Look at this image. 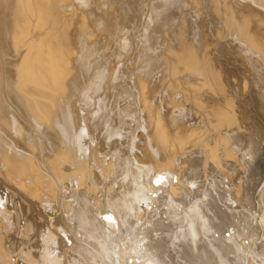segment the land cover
<instances>
[{
    "label": "bare ground",
    "instance_id": "1",
    "mask_svg": "<svg viewBox=\"0 0 264 264\" xmlns=\"http://www.w3.org/2000/svg\"><path fill=\"white\" fill-rule=\"evenodd\" d=\"M77 1L80 2L81 0ZM77 1L0 0V264H246L244 261L247 262L248 252L246 253L242 244L239 243V237L242 236L246 230L248 231L251 229V226H253L251 223L255 222L257 217L255 218V212L251 211V209L250 211L252 213L247 212L246 209L243 210L245 206L243 207L238 205L239 203L237 204L238 198L235 197V199L232 197L233 201L230 200L231 197H229V194L231 191L229 192V190L222 189L224 186L221 188V184L224 181H219V179L217 180L215 178L219 177L225 179L226 174L224 175L223 171L229 168L226 162L229 159V162L234 159V149L237 146L241 147V145H239L240 142H242L241 139L249 133V131L248 133L246 132V134L244 133L245 136L242 133L241 135L243 138L241 139H238V137H241L240 135L237 137V135H235L236 133H233L235 130L233 126L237 123L235 120H238L236 119L238 114L237 109L240 111L241 107L236 108V106H239L237 105L238 103L234 101L235 98L233 99L232 96H230L229 91H231V89H229V86L234 87L236 84H234V82L231 83L232 80L226 81L228 77L226 80L222 81V72H219L218 69L212 66L215 65V62H213L212 65L209 63V56H207L208 52L205 54L195 52L196 50H193L194 48H192V45H182L180 43L182 41H179L181 45L180 49H176L179 51H173L175 53L177 52L176 55L172 53L179 60L174 58V56L172 58H174V60L177 59L182 68L179 69V67H177L176 69L178 71H175H177V73H192V75H195L196 79H190V81L187 80L186 82L185 79L189 78L191 75L188 77L186 76L187 78H181V76L179 78L178 75L180 73L178 75L176 73L177 76L174 75V77H171L169 80L166 77L168 81L162 82L169 92L168 94L164 91L167 93L165 100H167L168 96L169 98L174 95L177 97L176 92L178 93L182 90L184 94L181 93L184 95V100L187 98L192 101L193 105L191 107L197 110L198 116L202 113H204V115L208 113L209 117L211 116L210 118L214 120V122H212L209 118L210 122H212L209 125L211 129L208 127V131H210L213 136H208L206 132L203 131V128L206 126H202L203 130L200 131L199 128L201 126L199 125L203 124H200L201 122H199V124L197 123L199 127L195 125L196 123H192L195 125L194 128L193 126H189L188 128L183 126L182 128L183 122H180L181 125L178 124L179 120L175 122V120H177V118H175L176 116L174 117L175 120L168 119L162 112L161 106L153 103V97L156 95L153 88H156L154 87L156 81H152L153 76H150L152 77L150 78L151 80L148 78L153 68H158L155 67L158 57H156V59L152 57V53L150 52L151 49L149 50L151 54H149V52L147 53L148 49L145 47L141 48L142 50L140 49V53L138 51V57L136 56L137 60L135 56L133 57L136 60L135 66L137 65V68H139V64L141 68V72L138 70L140 74L138 75L137 73L136 79H134L138 91L135 89L134 92L136 95L132 93L133 96L135 95V101L137 102L134 101L135 104L131 102V105H125L131 107H126L124 111H121L120 106H118L116 107L118 108V113H115L108 108L109 96L107 95L109 94L106 92V87L108 88L109 82L105 79L103 80L104 75H107V73H105L107 70L105 69L106 66L104 62L100 58H97L100 53L98 54L95 52L96 50H93V48L88 45L89 42H87L88 44L86 43L89 39L85 38L86 34L78 37H83L82 40L80 39L81 43L76 41L77 44L80 43V49L76 47V50L73 49V44L71 45V41L69 42V40L74 37L71 36L72 38L69 39L71 27L76 24L73 23L74 16H76V18L77 16H81L80 20L83 26H86L88 22H90L88 21L86 24L87 18L89 17L87 16L85 18L84 12L81 14L82 11H79L80 8ZM147 1L149 2L151 0ZM159 1L160 0H156L155 2L152 1L147 7L144 18V23H146L145 25L147 27H155V25L161 23L166 9L173 4L179 3L177 0ZM215 1L218 7H226L227 1L224 0V3L222 2L223 0H220L222 6L218 4L220 3L219 0ZM231 1L232 0H230V2ZM243 1L241 2L243 3ZM246 1L245 4L251 2L253 5L256 4L264 10V0ZM113 2L115 3V0H113ZM113 2L110 4H113ZM127 2L125 1L124 4L126 5ZM137 2L140 4V0H137ZM212 2L214 1L212 0ZM235 2L233 3L232 1L231 3L235 6L238 4ZM237 2H239V0ZM134 4L131 3L130 7L131 5L134 6ZM195 4L197 5V1ZM223 4H225V6H223ZM91 5L92 4H89L88 6L90 7ZM106 5L109 7V4ZM119 5H117V7ZM214 5L212 6L214 7ZM242 5L243 4H241V6ZM100 6H102V4ZM217 6L215 5L216 8L214 7V11L218 15V18L222 19L224 15L221 13L223 11L221 12V9ZM241 6L238 5L239 8H241ZM130 7L124 8L130 9ZM213 7L212 13L214 12ZM238 7L236 8L235 6L234 10L236 11ZM82 8L83 7H81V9ZM229 8L231 9V6H227L226 9L224 8V11L229 12ZM244 8H247V6ZM251 8L253 7L251 6ZM88 9L90 11V8ZM106 10L108 11V9ZM123 10L125 9H122V11ZM251 10L253 11V9ZM251 10L247 13L250 12L249 14H251ZM256 10L260 9L256 8L254 12ZM132 11L131 9L130 13L135 12ZM230 11L232 12V10ZM100 12L103 14L104 10ZM114 14L116 15V12ZM230 14L231 13H229V15ZM257 14L261 13L259 12ZM126 15L127 14H125L124 17L127 18ZM248 15L245 14L241 16L242 18L239 20L232 17L235 15L229 18L227 13V19H229V22L231 21V25L227 22L230 25V28L227 26V32L232 34L231 37L239 43V46H246V48L244 47L246 51H243L246 54L245 57L252 54L264 61V41H262L259 34L255 31L253 32L251 28L252 20H256L251 19L253 14L251 18L250 15ZM262 15L264 16L263 12ZM131 16V19H133V16L135 17L133 14ZM137 17H135V19H138ZM142 17L139 18L141 19ZM166 17H168V15ZM146 18H148V20H146ZM140 19L138 20L140 21ZM99 20H101V18H99ZM134 21L136 22L137 20ZM225 21H223L224 24H226ZM259 21L262 22V20ZM122 22L123 21H121L120 24L118 22L116 23L121 26L128 21ZM220 22L221 21L217 22L218 26ZM130 23L127 24V27ZM257 23H255L256 26H259ZM76 25L79 26L80 24L78 25L77 23ZM129 26L131 27V24ZM262 26H264V24L261 25V28L259 26V28L263 29L264 27L262 28ZM86 28L85 30H87ZM215 29L217 31L216 27ZM222 29L220 30L226 32V29ZM107 30L110 29L107 28ZM124 31H126V27ZM260 31L264 32L262 30ZM121 32L117 33V35H114L116 33H113V31L110 32L114 35L113 38L117 36L120 42L117 43V46H120L121 43L122 45L123 43L126 44L124 41L125 37L123 38V33ZM143 32L145 33V31ZM218 34L219 33H217V35ZM221 35L223 34L221 33ZM132 37L135 39V36L132 35L131 38ZM220 37L222 38L223 36ZM231 37L229 36V38ZM186 38L189 39L188 37ZM199 38L196 39V42L200 44H198V47L201 48V39L203 40V38ZM223 39L225 38L223 37ZM96 40L98 41V39ZM183 40L186 41L185 39ZM205 40H207V37ZM91 41L93 42L94 40L92 39ZM190 41L188 40V42ZM114 42L116 44V41ZM228 42H231L230 39ZM140 44L142 43L140 42ZM145 44L146 43H144V45ZM91 45L95 46L96 44ZM124 46L125 48L127 47L126 45H123V47ZM134 46L135 45L132 47L134 48ZM196 46L197 45H195V47ZM206 46L204 47L205 51L207 50L205 49ZM120 48L122 49V46H120L119 49ZM127 48L126 51L128 50ZM97 51L100 52L99 50ZM127 52L125 54H128ZM242 55L243 53L241 56ZM251 59H248L249 62H254V60ZM158 60L159 59H157V61ZM123 61H125L124 58ZM176 61L175 64L172 62L174 66L178 63H176ZM263 61L262 63L264 64ZM159 62L157 63L159 64ZM167 62H170L171 65V61ZM259 63L261 64V62ZM127 65H129V63ZM177 65L179 66V64ZM255 65L254 63V66ZM263 66L260 67L263 68ZM130 68L132 70L133 67ZM255 68L257 67L255 66ZM136 69H134L135 72ZM163 69L168 70V67ZM174 69L175 67L171 70ZM117 70L116 72H118ZM113 71L114 73H112L115 74V70ZM158 71L159 70L156 72ZM162 71L166 72L164 70H161V72ZM259 71L261 73L264 70ZM237 72L240 74L239 71ZM133 74H131V76H134ZM156 74L158 75L159 73ZM127 75L125 74L124 76ZM260 75L261 74L258 76L260 77ZM109 76L112 78L113 75ZM119 76L122 75L119 74ZM110 77L109 80L111 79ZM163 77L165 78V76ZM191 78L194 79L193 77ZM119 79H117V81ZM127 81H130L129 78ZM261 81L262 84H264V81ZM131 84H134V82L132 81L130 85ZM159 84L157 85L159 86ZM238 85L237 88H239ZM119 87L120 85H118V88ZM162 88L163 86L161 85V88L157 89ZM258 90L260 89L258 88ZM236 91L240 93L242 90L240 91L237 89ZM262 91H264V88ZM262 91L260 90L261 93ZM203 92L206 93L204 94ZM121 93L123 94V92ZM261 93H258V95L261 96ZM161 95L158 94L157 96L160 97ZM200 95H203L202 98L206 96V98H208V95H210L215 99H212L213 102L210 105L207 103V105L204 99V101H202V98L200 100ZM234 95L235 94H233V96ZM236 95L239 94L236 93ZM243 95H245V93ZM162 97L164 96L162 95ZM162 97L160 100L163 102L162 99L164 98ZM178 97L180 98V96ZM210 98H208V102ZM174 100L172 103H175ZM186 100L184 102L187 103ZM164 102L166 103L167 101ZM160 105H162V103ZM113 107L114 106H112V108ZM187 107L189 108V106ZM174 108L172 109L175 110ZM183 108L185 109V107ZM112 111L114 113H112ZM243 111H245V109ZM190 113L192 112L190 111ZM170 115L171 114H169V116ZM195 115L193 117H195ZM121 117L126 120H131V122L128 123L127 121L126 124H122L124 123L122 121L126 120H121L122 123H120L119 118ZM204 117L201 118L203 119ZM237 118H240V116ZM254 119L256 120V118ZM204 121L206 120L204 119ZM207 121L209 122V120ZM136 122L139 126L135 125ZM247 122H250L249 119ZM132 124L136 127L138 126V128L135 129L132 127ZM205 125L207 124L205 123ZM231 126L232 128H230V130L233 132L227 133L225 128L229 129ZM235 126L237 127V125ZM240 127H242V125H240L239 128ZM222 129L225 131V134H227H224L225 137L221 134L223 133L220 131ZM127 130L129 132L125 133ZM205 134L207 135L206 138L211 136L210 138H212L213 142L210 143L208 139L204 138L206 136ZM229 137L232 139L230 138V140ZM255 137H257V135ZM243 141L245 142L244 139ZM247 142L248 146H246V148L249 146L251 147V150H247L250 151L251 160L255 159L254 157H256L259 152L256 146L257 144L255 142L254 144H256V147H254V144H252L250 140ZM247 144L245 143V145ZM197 150H199L200 153ZM220 150L222 151L220 155H224L222 159L220 158L221 156H218ZM137 151L140 152V154H138ZM195 153L201 154L202 157H207V160L209 157V160L213 162L210 167L208 166L210 162H204L205 167L210 171L207 172L211 175L212 181L207 179L208 181L210 180L211 183L209 181L210 184H207L208 186L205 188L203 186L201 189L200 187H202L204 181L198 183V177L201 176V174L199 175L200 171H198V168L194 167V165L197 164L195 161L198 158V156L197 158L194 156L196 155ZM243 153L241 155H243ZM187 154L190 155L186 156ZM182 155L187 158H184V160L181 158ZM190 156L195 158V160L192 158V160H190L188 158ZM202 159L199 158L198 160L201 161ZM201 162L203 163V160ZM229 162L228 164H231V162ZM205 167L203 166V168ZM208 176H206V178ZM197 189L201 193L199 191L197 193ZM238 193L239 192H235V194H237L236 196H238ZM243 197L245 196L243 195ZM261 197H259L260 200H258V205H260L261 201H264ZM246 200H249V198ZM250 204L251 202L248 205ZM183 205L186 206L185 214L181 209L179 210ZM240 206L242 208H240ZM154 210L158 213L160 212L163 217L166 215L167 219L161 224L152 222L151 220L155 219V217L151 218L149 215L152 214ZM226 223L230 226L226 227ZM231 227L236 228L238 232V235L233 238L231 234L226 235L230 230L234 231V228ZM249 227L250 229H247ZM259 228L261 229V226ZM259 228H256L257 232L262 231V229L259 230ZM215 231L220 233V235L217 234L218 237H215ZM253 231L255 232V229ZM210 235L213 236L211 238H206ZM243 243L245 242L243 241ZM250 248L252 251L253 247ZM257 250L259 252V249ZM251 251H249L250 255L248 254L250 258L251 256L255 257V254L258 253L257 251L256 253H254L255 251ZM256 257L259 258L258 254ZM258 263L261 264L260 262Z\"/></svg>",
    "mask_w": 264,
    "mask_h": 264
},
{
    "label": "rangeland",
    "instance_id": "2",
    "mask_svg": "<svg viewBox=\"0 0 264 264\" xmlns=\"http://www.w3.org/2000/svg\"><path fill=\"white\" fill-rule=\"evenodd\" d=\"M75 1V0H74ZM77 1V0H76ZM90 1H94V0H81L80 2L79 1H77L79 4V11L81 10L82 11V13L81 14H83V12H84V15H85V18L88 16L89 18H87L86 20V24H87V22L88 21H90L91 22V24H90V22H88V24L86 25V26H83L82 24H81V16L80 17H78L77 16V18H76V16H74L75 18L73 19V23H78V25L79 26H81V27H79V26H77L76 24H74V26L73 27H71V30H70V33H69V39L70 38H72L71 36H74L73 37V39H74V42H73V39H70L69 40V42L71 41V45H72V47H73V49H75L76 50V48H78V49H80V47L81 46H79V44L81 43V40H82V38L83 37H81V38H78V37H80L81 35L82 36H84L85 34V38H92L94 41V43L91 41L92 39H86L87 41H86V43L87 42H89V46L90 47H92L93 48V50H96L95 52H97L98 54H99V57H97V58H100L103 62H104V64H105V69L107 70V72H105V73H107V75H104V78H103V80L105 79L106 81H108L109 83V85H108V88L106 87V89H107V91L106 92H108L107 94H109V95H107V96H109V100H108V108L110 109V110H113L115 113L117 112V110H118V108H116V107H118V106H120V109H121V111H124V109L127 107V106H125V105H131L132 103L133 104H135L134 103V101L136 100V97H135V95H136V93L134 92L135 91V89H136V86H135V80L134 79H136V76H137V73H138V75L140 74L139 72H141V68H140V66H139V64H138V67L139 68H137V65L135 66V64H136V60H137V58H136V56L138 57V54L140 53V51L142 50L141 48H147L148 50H147V53L149 52V50H150V52L152 53H150L149 52V54H151V56L152 57H154L155 59H156V57H158L157 59H159L158 61H157V59H156V64H155V67H158V68H153V73L152 72H150V74H152V75H150L149 74V80H151L150 78H152V77H150V76H153V78H152V81H156L155 82V86L154 87H156V88H153V91H155V93H156V95L153 97V103L154 104H156V105H158V106H161V108H162V112L165 114V116L168 118V119H170V120H175L174 119V117L175 118H177V120H175V122L176 121H178V124L179 125H181V123H182V128H183V126H185V127H189V126H193V128L195 127V125L197 126L198 124H199V122H201L200 124H202V125H199V126H201L199 129H200V131L201 130H203V131H205L206 132V134L209 136V135H211V136H213V134H211L210 133V131H208L209 129H208V127H210L209 125H210V123H212V122H214V120H213V118H210L209 117V115H208V113L207 114H205L204 115V113H200L201 115H197V110L196 109H194V107H191L192 105H193V103H192V101L190 100V99H187V98H185V100L187 101V103L186 102H184L185 100H184V93H183V91L181 90H178V91H180V92H176V96L177 97H175V95L173 96V97H170L169 98V96L167 97V100H165L166 98H165V96L167 95V93L169 94V92H168V89H166V87H165V85H163L164 83H162V82H166V81H168L169 79H171V77H174V75L175 76H177L179 73V75H178V77L180 78V76H181V78H187L189 75H191V76H189V78H187V79H185L186 80V82H187V80L188 81H190V79L191 80H195L196 78H195V75L193 74L192 75V73L190 74H188V73H185V72H178L177 73V67H179V69L180 68H182V66L180 67V63L178 62V58L176 57V56H174V54H172V53H175V52H173V51H179V50H176V49H180V44H179V41H182V42H180L182 45L183 44H189V45H192L193 47L192 48H194L193 50L195 51V52H201L202 54H205L206 52H208L207 53V56H209L208 58H209V60L211 61H209V63H211V65H212V63L213 62H215L214 64L215 65H212L213 67H215L216 69H218L219 70V72H222L221 74H222V81L223 80H226V78H227V80L226 81H231V83H233L234 82V84H236V85H234V87H232V86H229V89H231V91H229L230 92V96H232V98L234 99V101L235 102H237L236 104L239 106V107H237L236 106V108H240V111H239V109H237V112H238V114H237V117L238 116H240V118H237L236 117V119H238L239 121L240 120H242L243 121V123H242V121H238V120H235L237 123H239L240 125H242V127H240L239 128V124H237L236 122V124L235 125H237V127L235 126H233V128L235 129L234 130V132L233 131H231L230 130V128H232V126L231 127H229V129L228 128H225L224 130L225 131H227V133H236L235 135H237V137H238V135H240L241 137H238V139H241V138H243V136L241 135L242 133L244 134H246V132L248 133V131H249V133H248V137L247 136H245V134H244V140H245V142L243 141V139H241L242 140V142H240V144L239 145H241V147H239V146H237L235 149H234V159H232L230 162H231V164H233V165H231V164H228V162H229V160L226 162L227 163V165L229 166V168H227L225 171H223L224 172V175H225V179H221V178H219V177H215L217 180L219 179V181H221V180H223L222 182L224 183H220L221 184V188L222 189H225V190H229V192H230V194H229V197H231L230 198V200H232L233 201V199H232V197L233 198H238L239 200L237 201V204L238 205H241V206H245L244 208H243V210H247V212H250V213H252L251 211H253V212H255V218H256V223L255 222H252L251 224L253 225V226H251V229H250V227L249 228H247V229H250V230H246L243 234L245 235H243L242 234V236H240L239 238H240V240H239V243L240 244H242V247L244 248V250L246 251V253H247V262L246 261H244V263H246V264H257L258 262H260L261 264H264V257H263V253H264V231H263V228H264V201H261L260 202V205H258V200H260V198L259 197H261L262 195V197H261V199H263L264 200V91H262L263 90V88H264V84H262V81L261 80H263L264 81V71H262L261 73H260V71L259 70H264V64L262 63V61H263V59H259V58H257L256 57V55H250V57L252 58H248V56L249 55H247L246 57H245V49H244V47L246 48V46H239V43L235 40V39H233L232 37H231V33L229 34L227 31H228V29H227V26H229L228 28H230V25H231V21L229 22V19H227V17L229 16V18H232V17H235V19H241L242 17L241 16H243V15H245V14H249V13H247L249 10H251V9H253V11L251 10V14H249L250 15V18L252 17V14H253V17L251 18V19H256V20H252L253 22L251 23V28H252V30H253V32L255 31L256 33H258L259 34V36H260V38L262 39V41H264V37H262V36H264V32H261L260 30H262V31H264V26H262V28L263 29H260L261 28V25H263L264 24V16L262 15V12L264 13V10L262 9V8H260L259 6H257L256 4V6L255 5H253V3H251V2H249V3H246L245 4V1H243V0H239V2H237L238 0H236V2H235V0H232L233 1V3L235 2V3H238V4H236L235 6H236V8L238 7V5L239 6H241V4H243L242 6H241V8H239L238 7V9H236V11L234 10V8H235V6H234V4L233 3H231L230 2V0L228 1V0H225V1H227L226 2V7H218L217 6V4H215V0H213L214 2H212V0H177V2H179V3H176L175 5L173 4L172 6H170V7H168L167 9H166V12H165V15H164V17H162V22L161 23H159V24H157V25H155V27H147L145 24L146 23H144V21H145V14H146V12H147V7H148V5L150 4V3H152V1H156V0H151V1H147V0H140V4H141V6H140V4H138V2H137V0H134V1H130V0H128V2H127V0H118V2H117V0H115V3L113 2V0H111V2H110V0H100V3L102 4V6H100L101 4L99 3V0L98 1H94L93 3L92 2H90ZM105 1V2H104ZM122 1V2H121ZM126 1L127 2V4L125 5L124 4V2ZM161 1H164V0H160L159 2H161ZM173 1V0H172ZM171 1V2H172ZM181 1V2H180ZM197 1V5L195 4V2ZM199 1V2H198ZM209 3H208V2ZM222 1V0H221ZM241 1H243V3L241 2ZM83 2H84V4H83ZM87 2H89V3H87ZM104 2V3H103ZM107 2V3H106ZM113 2V4H110V3H112ZM116 2H117V4H116ZM120 2H121V4H120ZM134 2H135V4H134ZM174 2H176V1H174ZM203 2V3H202ZM219 2H220V0H219ZM222 2H224V0L222 1ZM247 2V1H246ZM86 3V4H85ZM109 4V7H108V5H106V4ZM132 3V4H134V6L133 5H131V7H130V4ZM147 5H146V4ZM198 3H199V6H198ZM217 3H218V1H217ZM225 3V2H224ZM81 4V5H80ZM89 4H92L90 7L88 6ZM99 4V5H98ZM104 4H105V6L107 7H105L104 6ZM120 4V5H119ZM183 4V5H182ZM219 8V9H221V14L222 15H224L223 17H222V19H223V21H225V19H226V24H224V22L222 21V19H219L218 18V15L216 14V12L214 11L215 10V5ZM219 5H221L222 6V3L220 2V3H218ZM249 4H250V6H249ZM98 5V6H97ZM117 5H119L118 7H117ZM121 5H122V7H121ZM125 5V6H124ZM146 5V6H145ZM182 5V6H181ZM212 5H214V7L212 6ZM85 6V7H84ZM104 6V7H103ZM111 6V7H110ZM113 6V7H112ZM116 6V7H115ZM130 7V9H126V8H129ZM144 6V7H143ZM197 6H198V8H197ZM223 6H225V4H223ZM227 6H231V9L230 10H232V12L229 10V12H226V11H224V8L226 9L227 8ZM247 6V8H244V7H246ZM249 6V7H248ZM251 6L253 7V8H251ZM255 6V7H254ZM81 7H83L82 9H81ZM92 7V8H91ZM96 7V8H95ZM102 9H101V8ZM124 7H126V8H124ZM138 7V8H137ZM146 7V8H145ZM205 7V8H204ZM212 7L214 8L213 9V13H212ZM232 7H233V9H232ZM259 7V8H258ZM88 8H90V11H89V9ZM98 8V9H97ZM100 8V9H99ZM105 8V9H104ZM111 8H112V10H111ZM116 9V11H115V9ZM125 9V10H123V11H125V12H123L122 11V9ZM136 8V9H135ZM249 8H251V9H249ZM257 8V9H260V10H256L255 12H254V10ZM84 9V10H83ZM85 9H87V10H85ZM93 9V10H92ZM106 9H108V11L106 10ZM131 9L133 10V11H135L134 13H130L131 12ZM135 9V10H134ZM174 9H175V11H174ZM239 9H240V11H239ZM244 9V10H243ZM249 9V10H248ZM95 10V11H94ZM103 10H104V12H103ZM118 10V11H117ZM120 10H121V13H120ZM138 12H137V11ZM142 10V11H141ZM182 10V11H181ZM241 10H243V11H241ZM246 10H248V11H246ZM87 11V12H86ZM100 11H102L103 12V14L100 12ZM132 11V12H133ZM140 11V12H139ZM184 11V12H183ZM233 11H235V12H233ZM238 11V12H237ZM245 11V12H244ZM257 11H259L261 14H257V13H259V12H257ZM85 12H86V14H85ZM89 12V13H88ZM93 12V13H92ZM113 12V13H112ZM116 12V15L114 14ZM118 12V13H117ZM123 12V13H122ZM143 12V13H142ZM145 12V13H144ZM179 12V13H178ZM184 14H183V13ZM187 12V13H186ZM224 12H226V13H224ZM241 12H242V14H241ZM245 14H244V13ZM101 13V14H100ZM104 13H105V15H104ZM109 13H111V14H109ZM141 13V14H140ZM171 13V14H170ZM181 13V14H180ZM227 13H228V16H227ZM229 13H231L230 15H229ZM241 15H240V14ZM79 14V13H78ZM80 14V15H81ZM120 14H123V15H120ZM125 14H127L126 16H127V18L126 17H124L125 16ZM129 14V15H128ZM135 15V17H137L138 19H140L139 17H142L141 19H140V21L138 20V19H135V17L133 16V19H131V15ZM174 14V15H173ZM197 14V15H196ZM255 14V15H254ZM94 15H96V16H94ZM110 15V16H109ZM118 15V16H117ZM137 15V16H136ZM168 15V17H166ZM179 15V16H178ZM187 15V16H186ZM216 17H215V16ZM225 15H226V17H225ZM232 15H235V16H232ZM248 15V16H249ZM259 15V16H258ZM262 17H261V16ZM122 16V17H121ZM129 16H130V18H129ZM230 16H232V17H230ZM256 16V17H255ZM91 17V18H90ZM115 17V18H114ZM121 17V18H120ZM179 19H178V18ZM257 17H261L260 19L259 18H257ZM94 18V19H93ZM99 18H101V20H99ZM105 20H104V19ZM184 18V19H183ZM209 18V19H208ZM212 18V19H211ZM218 18V19H217ZM263 18V19H262ZM96 19V20H95ZM108 19V20H107ZM114 19V20H113ZM121 19V20H120ZM131 19V20H130ZM257 19H258V21H257ZM134 20H137L136 22L134 21ZM146 20H148V18H146ZM204 20V21H203ZM231 20V19H230ZM259 20H262V22L261 21H259ZM94 21V22H93ZM97 21H98V24H97ZM102 21V22H101ZM118 22L119 24H120V22L121 21H123V22H127V23H121L122 25L120 26V25H118V23H116V22ZM132 21V22H131ZM218 21H221L220 23H219V26H218V24H217V22ZM254 21H255V23H257V22H261V23H257V24H259V26H260V28H259V26L257 27L256 26V24L254 23ZM117 24H115V23ZM131 22V23H130ZM134 22V23H133ZM141 22H142V24H141ZM165 22V23H164ZM185 22V23H184ZM210 22V23H209ZM223 22V23H222ZM230 23V25L228 24V23ZM94 25H93V24ZM103 23V24H102ZM128 23H130L131 24V27L128 25V27H127V24ZM133 23V24H132ZM201 23V24H200ZM105 24H107V25H105ZM161 24V25H160ZM223 24H224V26L226 27H224L223 26ZM254 24V25H253ZM77 27H76V26ZM98 25V26H97ZM109 25V26H108ZM124 25V26H123ZM159 25V26H158ZM221 25H222V28L227 32H224V31H221L220 29H222L221 28ZM89 26H91V27H89ZM93 26V27H92ZM96 26V27H95ZM108 26V27H107ZM134 26V27H133ZM157 26V27H156ZM166 26V27H165ZM198 26V27H197ZM217 28V31H216V29H215V27ZM87 27V28H86ZM106 27V28H105ZM125 27H126V31H124V29H125ZM203 27V28H202ZM78 28H80V29H78ZM84 28V29H83ZM85 28L87 29V30H85ZM95 28V29H94ZM97 28V29H96ZM102 28V29H101ZM107 28L108 29H110V30H107ZM137 28V29H136ZM141 28V29H140ZM201 28V29H200ZM218 28H220V29H218ZM75 29V30H74ZM82 29V30H81ZM122 30V32H121V30ZM129 29V30H128ZM131 29V30H130ZM222 29V30H223ZM77 30V31H76ZM79 30V31H78ZM81 30V31H80ZM84 30V31H83ZM119 30V31H118ZM139 30V31H138ZM141 30V31H140ZM192 30V31H191ZM195 30V31H194ZM207 32H206V31ZM258 30V31H257ZM85 31H86V33H85ZM111 31H113V33H116V34H114V35H117V33H123V38H124V41L126 42V44L125 43H123V45H126L127 47L129 46V45H131V46H129L127 49L129 50H127L126 51V48H125V46L123 47V45H122V43H121V45L120 46H122V49L120 48L119 49V47L120 46H117L118 44V38H117V36L116 37H114L113 38V36L114 35H112V33H110ZM115 31V32H114ZM128 31V32H127ZM143 31H145V33L143 32ZM159 33H158V32ZM212 31V32H211ZM107 32V33H106ZM125 32H127V33H125ZM184 32V33H183ZM205 32V33H204ZM259 32H261V33H259ZM89 35H88V34ZM154 33V34H153ZM217 33H219L220 34V36H223L225 39H223V37L221 38L220 36H219V34L217 35ZM221 33L223 34V35H221ZM76 36H75V35ZM159 34V35H158ZM183 34H185V35H182ZM198 34V35H197ZM204 34V35H203ZM78 35V36H77ZM102 35V36H101ZM105 35H107V36H105ZM108 35H111V36H108ZM135 36V39H134V37H132L131 38V36ZM145 35V36H144ZM89 36V37H88ZM90 36H93V37H90ZM129 36V37H128ZM169 36V37H168ZM180 36H182L183 37V39H185L186 41H184L183 39H182V37H180ZM198 36V37H197ZM207 37V40H205V38ZM229 36L231 37V38H229ZM137 37V38H136ZM140 37V38H139ZM186 37H188L189 39H187ZM203 38V40L201 39V43H202V46H201V48H199L198 47V44H197V38ZM227 37V38H226ZM117 38V39H116ZM199 38V39H200ZM81 39V40H80ZM96 39H98V41L96 40ZM103 39V40H102ZM132 39H134V40H137L138 42H139V40H140V42L142 43V44H140V42L138 43L137 41H134V40H132ZM143 39V40H142ZM161 39V40H160ZM190 39H191V41H190ZM195 39V40H194ZM212 39V40H211ZM221 39H223V40H221ZM228 39V40H227ZM229 39H230V41L231 42H228L229 41ZM100 40V41H99ZM107 40V41H106ZM109 40V41H108ZM151 40V41H150ZM163 40V41H162ZM188 40L190 41V42H188ZM210 40H211V42H210ZM227 40V41H226ZM80 42V43H78L77 44V42ZM105 41V42H104ZM114 41H116V44H115V42ZM129 41V42H128ZM131 41V42H130ZM132 41H134L135 42V44H134V42H132ZM170 41V42H169ZM195 42V44H194V42ZM206 41V42H205ZM213 41V42H212ZM225 41V42H224ZM232 41H234V42H232ZM76 42V43H75ZM92 42V43H91ZM128 42V43H127ZM150 42V43H149ZM186 42V43H185ZM188 42V43H187ZM205 44H204V43ZM207 42H208V44L210 45H208L207 44ZM210 42V43H209ZM221 42V43H220ZM97 43H98V45H97ZM112 43V44H111ZM120 43V42H119ZM131 43H133V44H131ZM137 43H138V45H141V46H138L137 45ZM144 43H146L145 45H144ZM226 43V44H225ZM231 43V44H230ZM237 43H238V46H239V48H238V46H237ZM91 44H96L95 46H93V45H91ZM206 44H207V46H209V47H207L206 46ZM87 45V46H88ZM105 45V46H104ZM133 45H135L134 46V48L132 47ZM195 45H197L196 47H195ZM200 45V44H199ZM203 45H205L206 46V48L205 49H207L206 51L204 50V47L205 46H203ZM222 45V46H221ZM100 46H102V47H100ZM118 47V48H116V47ZM144 46V47H143ZM172 46H173V50H172ZM178 46V47H177ZM215 46V47H214ZM231 46V47H230ZM235 46V47H234ZM76 47V48H75ZM138 47H139V50H138ZM155 47V48H154ZM226 47V48H225ZM242 47V48H241ZM104 48H105V50H104ZM123 48H124V50H123ZM132 48V49H131ZM203 48V49H202ZM209 48V49H208ZM223 48V49H222ZM134 49V50H133ZM141 49V50H140ZM157 49V50H156ZM171 49V50H170ZM211 49V50H210ZM229 49V50H228ZM242 49V50H241ZM97 50H99L100 52H98ZM108 50V51H107ZM113 50V51H112ZM120 50V51H119ZM122 50H123V52H122ZM159 50V51H158ZM200 50V51H199ZM218 50V51H217ZM226 50V51H225ZM107 51V52H106ZM110 51V52H109ZM112 51V52H111ZM118 51H119V53H118ZM135 51V52H134ZM138 51H139V53H138ZM153 51V52H152ZM170 51V52H169ZM172 51V52H171ZM217 51V52H216ZM225 51V52H224ZM244 51V52H243ZM107 54H106V53ZM116 52V53H115ZM128 53V54H125V53ZM134 52V53H133ZM215 52V53H214ZM221 52V53H220ZM227 52V53H226ZM232 52H234V53H232ZM243 53V55L242 56H244V57H242L241 56V54ZM96 53V54H97ZM102 53V54H101ZM121 53V54H120ZM164 53V54H163ZM177 53V52H176ZM176 53H175V55H176ZM210 53V54H209ZM214 53V54H213ZM218 53H219V55H218ZM239 53H241V54H239ZM97 54V55H98ZM122 54H124V55H122ZM131 54V55H130ZM201 54V55H202ZM154 55V56H153ZM172 55V56H171ZM211 55V56H210ZM225 55V56H224ZM110 56V57H109ZM131 58H130V57ZM135 56V58H136V60L133 58ZM174 56V58H177V59H175L174 60V58H172ZM222 56H223V58H222ZM106 57V58H105ZM114 59H113V58ZM116 57H118V58H116ZM121 57V58H120ZM126 57V58H125ZM214 57H215V59H214ZM238 57V58H237ZM242 57V58H241ZM254 57V58H253ZM105 60H103V59ZM123 58H124V60L125 61H123ZM173 59V61H172V59ZM212 58V59H211ZM244 58V59H243ZM108 59V60H107ZM112 59V60H111ZM121 59H122V61H123V63H122V61H121ZM131 59H132V61H131ZM161 59V60H160ZM171 59V60H170ZM218 59V60H217ZM222 59V60H221ZM225 59V60H224ZM246 59V60H245ZM248 59H251V60H254V62L253 61H251L252 62V64H251V62H249V60ZM126 60H127V62H126ZM163 60V61H162ZM177 60V61H176ZM213 60H215V61H213ZM235 60V61H234ZM243 60V61H242ZM257 60V61H256ZM262 60V61H261ZM129 61V62H128ZM160 61V62H159ZM167 61H171V65H170V62H167ZM175 61H176V63L177 64H179V66L176 64V66H174V64H175ZM119 62V63H118ZM134 64H132V63ZM157 62H159V64L157 63ZM164 62V63H163ZM172 62L174 63V64H172ZM221 62V63H220ZM257 62V63H256ZM259 62H261V64L259 63ZM264 62V61H263ZM129 63V65H127ZM163 63V64H162ZM218 63H219V65H218ZM234 63V64H233ZM254 63L256 64L255 66L257 67V68H255V66H254ZM106 64H109V65H106ZM162 66H161V65ZM170 66H169V65ZM217 64V65H216ZM221 64V65H220ZM236 64V65H235ZM247 66H246V65ZM258 64V65H257ZM112 65V66H111ZM133 65V66H132ZM159 65V66H158ZM251 65V66H250ZM119 68H118V67ZM127 66V67H126ZM161 66V67H160ZM168 67V70L167 69H163V68H167ZM175 67V69L174 70H171V69H173L174 67ZM220 66V67H219ZM249 66V67H248ZM259 66V67H258ZM263 66V68H261V67ZM130 67H133L132 68V70H131V68ZM170 67H171V69H170ZM246 67V68H245ZM254 67V68H253ZM121 68H123V69H121ZM127 68V69H126ZM137 68V69H136ZM160 68H162V69H160ZM229 68V69H228ZM253 68V69H252ZM259 68V69H258ZM109 69V70H108ZM118 69V70H117ZM134 69H136V72H135V70ZM159 70L158 72H156L157 70ZM170 69V70H169ZM221 69H223V70H221ZM233 71H232V70ZM237 69V70H236ZM249 69V70H248ZM251 69V70H250ZM112 70V71H111ZM113 70H115V72H116V70L119 72H116L117 73V75H116V73L115 74H113L114 73V71ZM138 70H140L139 72H138ZM161 70H164V71H166V72H161ZM175 70H177V71H175ZM236 70V71H235ZM256 70H258V71H256ZM129 71V72H128ZM133 71V72H132ZM180 71V70H179ZM227 71V72H226ZM234 72V73H232V72ZM237 71H239V73L240 74H242V75H240V74H238V72ZM245 71V72H244ZM248 71V72H247ZM256 71V72H255ZM110 72V73H109ZM113 72V73H112ZM170 72V73H169ZM253 73V75H252V73ZM129 73V74H128ZM133 73H135V74H133ZM156 73H159L158 75L156 74ZM162 73H163V76H165V78L162 76ZM175 73V74H174ZM176 73H177V75H176ZM227 73V74H226ZM113 75L112 76V78L109 76V75ZM119 74H121L122 76H119ZM127 75V76H124V75ZM131 74H133L134 76H131ZM143 74V73H142ZM164 74H166V75H164ZM186 74V75H185ZM224 74V75H223ZM257 74V75H256ZM259 74H261L260 75V77L258 76ZM116 75V76H115ZM168 75V76H167ZM170 75V76H169ZM227 75V76H226ZM255 75H256V77H255ZM107 76H109L111 79H113V80H109V77H107ZM115 76V77H114ZM157 76V77H156ZM187 76V77H186ZM232 76V77H231ZM235 76H236V78H235ZM241 76V77H240ZM243 76V77H242ZM246 76V77H245ZM248 76V77H247ZM252 76V77H251ZM119 77H120V79H119ZM125 77V78H124ZM126 77H127V79H126ZM132 77V78H131ZM134 77V78H133ZM162 77H163V79H162ZM168 78V80H166L167 78ZM191 77H193L194 79H192ZM115 78V79H114ZM123 78V79H122ZM128 78H129V80L130 81H127L128 80ZM144 78H146V77H144ZM160 80H159V79ZM233 78V79H232ZM239 78H240V80H242V81H240L239 80ZM245 78V79H244ZM108 79V80H107ZM117 79H119L118 81H117ZM126 79V80H125ZM133 79V80H132ZM156 79V80H155ZM249 79V80H248ZM115 80V81H114ZM123 82H122V81ZM134 82V84H131L130 85V83H132V81ZM157 80H158V83H157ZM184 80V79H183ZM245 80H247V81H245ZM252 80V81H251ZM256 80V81H255ZM105 81V82H106ZM151 81V82H152ZM161 81V82H160ZM251 81V82H250ZM258 81V82H257ZM118 82V83H117ZM121 82V83H120ZM128 82V83H127ZM159 82H160V84H159ZM192 82H194V81H192ZM236 82V83H235ZM260 82V83H259ZM230 83V82H229ZM243 86H241L240 84ZM264 83V82H263ZM111 84V85H110ZM157 84H159V86L157 85ZM226 84V83H225ZM240 86H239V85ZM251 84H253V85H251ZM115 85V86H114ZM118 85H120V87L118 88ZM134 85V86H133ZM153 85H154V83H153ZM161 85L163 86V88L162 89H157V88H161ZM237 85H238V87L239 88H237ZM261 85V86H260ZM132 86V87H131ZM158 86V87H157ZM226 86H227V84H226ZM235 86H236V88H235ZM247 86H248V88H247ZM122 87H123V89H122ZM134 87V88H133ZM165 87V88H164ZM232 87V88H231ZM241 87V88H240ZM254 87H255V89H254ZM113 88V89H112ZM116 88H117V90H116ZM130 88V89H129ZM237 90V89H239L241 92L240 93H238L235 89ZM258 88L262 91V93L260 92V90H258ZM262 88V89H261ZM166 89V90H165ZM249 89V90H248ZM114 90V91H113ZM116 90V91H115ZM163 92H162V91ZM235 90V91H234ZM126 91H128V92H126ZM136 91H138L137 89H136ZM158 91H160V92H162V93H160V92H158ZM164 91H166L167 93H165ZM247 91V92H246ZM255 91H257V92H255ZM116 94H115V93ZM121 92H123V94L121 93ZM183 94H182V93ZM119 95H118V94ZM131 93V94H130ZM132 93L133 94H135L134 96L132 95ZM154 93V92H153ZM154 93V94H155ZM204 94L206 93V92H203ZM232 93V94H231ZM236 93L237 94H239V95H236ZM245 93V95H243ZM250 93H251V95H250ZM258 93L260 94L261 93V96L263 97H261L260 95H258ZM122 94V95H121ZM127 94V95H126ZM129 94V95H128ZM163 95L164 97H162V95L159 97V96H157V95ZM203 94V95H204ZM233 94H235L234 96H233ZM240 94H241V96H240ZM248 94V95H247ZM255 94V95H254ZM257 94V95H256ZM203 95H200L199 96V98H200V100H201V98H202V96ZM111 96H112V99H111ZM119 96H121V97H119ZM132 96V97H131ZM178 96H180V98L178 97ZM210 95H208V98H210L209 99V102H208V98H206V97H203L202 98V101H204L206 104L208 103L209 105L213 102L212 101V99L214 100L215 98H212V96H210ZM237 96H239V97H237ZM117 99H116V98ZM133 97H134V99H133ZM161 97L162 98H164V99H162L163 100V102L160 100L161 99ZM182 97V98H181ZM246 97V98H245ZM249 99H248V98ZM260 97V98H259ZM115 98V99H114ZM133 100H132V99ZM168 98H169V100H168ZM172 98H173V100H174V102L175 103H172L173 102V100H172ZM239 99V101H238V99ZM245 98V99H244ZM125 99V100H124ZM127 99V100H126ZM158 99H159V101H158ZM204 99V100H203ZM236 99H237V101H236ZM114 102H113V101ZM120 101V103H119V101ZM132 100V101H131ZM156 100V101H155ZM178 100V101H177ZM190 100V102H189V104H188V101ZM206 100H207V102H206ZM211 100V101H210ZM245 100V101H244ZM252 100V101H251ZM164 101H167L166 103L164 102ZM180 101V102H179ZM181 101H183V102H181ZM263 101V102H262ZM130 102V103H129ZM132 102V103H131ZM135 102H137V101H135ZM158 102V103H157ZM159 102H161L162 103V105H160L161 103H159ZM242 102H243V104H242ZM250 102V103H249ZM257 102V103H256ZM262 102V103H261ZM110 103H111V106H110ZM114 103H116V104H114ZM169 103H171V104H169ZM190 103H192V104H190ZM239 103H240V105H239ZM259 103V104H258ZM177 104H178V106H177ZM180 104V105H179ZM207 104V105H208ZM246 104V105H245ZM255 104V105H254ZM116 105V106H115ZM170 105V106H169ZM246 107H248V108H246ZM249 105V106H248ZM260 105H262V106H260ZM112 106H114L113 108H112ZM187 106H189V108L187 107ZM206 106V105H205ZM254 106H255V108H254ZM131 106H128L127 108H130ZM175 107V108H174ZM183 107H185V109L183 108ZM206 107H208V106H206ZM242 107H245V108H242ZM250 107V108H249ZM253 107V108H252ZM261 107V108H260ZM164 108V109H163ZM171 108V109H170ZM172 108H174L175 110H173ZM183 108V109H182ZM258 108V109H257ZM260 108V109H259ZM169 109V110H168ZM245 109V111H243ZM249 109V110H248ZM262 109V110H261ZM172 110V111H171ZM185 110H187V111H185ZM247 110V111H246ZM112 111V113H114ZM168 113H167V112ZM171 113H170V112ZM190 111L192 112V113H190ZM194 111V112H193ZM196 111V112H195ZM252 111V112H251ZM261 111V112H260ZM174 112V113H173ZM187 112H188V114H187ZM239 112H241V113H239ZM243 112V113H242ZM255 114H254V113ZM118 113V112H117ZM167 113V114H166ZM176 113V114H175ZM190 113V114H189ZM195 113H196V115H195ZM245 113V114H244ZM169 114H171L170 116H172V117H170L169 116ZM174 114V115H173ZM199 114V113H198ZM242 114V115H241ZM248 114V115H247ZM192 117H191V116ZM195 115V117H193ZM206 117H204V116ZM208 115V116H207ZM255 115V116H254ZM179 116V117H178ZM191 118H190V117ZM245 116H247L248 117V119H249V121L250 122H247L248 121V119H247V117H245ZM259 116V117H258ZM170 117V118H169ZM197 117V118H196ZM201 117H204L203 119L201 118ZM243 117V118H242ZM245 117V118H244ZM250 117V118H249ZM184 118V119H183ZM200 118V119H199ZM211 119V121L212 122H210V119ZM242 118V119H241ZM254 118H256V120L254 119ZM120 120V123H122V122H124V123H122V124H126L127 123V121H128V123L129 122H131V120H126V119H123L122 117L121 118H119ZM192 119V120H191ZM197 119V120H196ZM199 119V120H198ZM204 119L206 120V121H204ZM247 119V120H246ZM121 120H126V121H122L121 122ZM207 120H209V122L207 121ZM263 121V122H262ZM181 122V123H180ZM191 122V123H190ZM186 123H187V125H186ZM192 123H196L195 125L194 124H192ZM198 123V124H197ZM205 123L207 124V125H205ZM184 124V125H183ZM250 124V125H249ZM133 125V124H132ZM135 125H138V123L136 122V124ZM135 125H133L132 127H134L135 129L136 128H138V126L136 127ZM257 125V126H256ZM260 125V126H259ZM199 126H197V127H199ZM207 127V130H206V127L205 128H203V127ZM243 126H245V127H243ZM255 126V127H254ZM184 127V128H185ZM190 127V128H191ZM251 127H253V128H251ZM258 127V128H257ZM261 127V128H260ZM203 128V129H202ZM246 128V129H245ZM257 128V129H256ZM210 129H211V127H210ZM228 129V130H227ZM237 129V130H236ZM240 130V132L241 131H244V132H239V130ZM248 129V130H247ZM259 129H260V132H259ZM231 132H230V131ZM257 130V131H256ZM221 132H223V133H221L223 136H224V134H225V131H223V129L222 130H220ZM238 131V132H237ZM256 131V132H255ZM127 132H129L128 130L125 132V133H127ZM140 132V131H139ZM209 132V133H208ZM218 132V131H217ZM251 132V133H250ZM237 133H239V134H237ZM261 133V134H260ZM205 134V135H206ZM218 134V133H217ZM250 134V135H249ZM254 134H255V136L257 135V137H255L254 136ZM207 135L204 137V138H206L207 137ZM225 135H227V134H225ZM210 136V137H211ZM206 138V139H208L209 141H210V143L211 142H213L212 141V138ZM225 137V136H224ZM262 137V138H261ZM231 137H229V139H230ZM235 138H236V136H235ZM246 138V139H245ZM253 138V139H252ZM138 139V138H137ZM232 139V138H231ZM230 139V140H231ZM257 141H256V140ZM240 140V141H241ZM248 140H250L251 142H252V144H254L255 142H256V144H254L253 146L254 147H256L257 146V149H258V155H256V157H254L255 159H252L251 160V157H250V151H247V150H251V147L249 146V147H247L246 148V146H248ZM259 140H261V141H259ZM260 142V143H259ZM143 143V142H142ZM245 143L247 144V145H245ZM223 144V143H222ZM258 144H259V146H258ZM243 145V146H242ZM256 145V146H255ZM220 147L222 148V145L220 144ZM221 148H219V149H221ZM245 148V149H244ZM255 149V148H254ZM222 150V149H221ZM220 150V152H218V156H221L220 158L222 159V157L224 158V155L222 156V155H220L221 153H222V151ZM241 150H242V153H243V155H241L242 153H241ZM199 153H200V151L199 150H197ZM237 151V152H236ZM138 152V151H137ZM246 152V153H245ZM199 153H195L196 155H194L196 158H197V156H198V158H197V160L195 161L197 164L196 165H194V167H196V168H198V171H200L199 172V175L201 174V176H199L198 177V180H199V182L196 180V179H194V180H196L198 183H202L203 181V183H202V187H200V189L201 188H203V186H204V188L205 187H207L208 185L207 184H210L211 183V181H212V178H211V175H209V173L208 172H210V171H208V168L207 167H205V164H204V162H206L207 161V163L208 162H210V163H208V166L210 167L211 166V163L213 164V162H211V160H209V157H208V160H207V157H202V155L201 154H199ZM138 154H140V152H138ZM248 154V155H247ZM188 155H190V154H187L186 156H188ZM199 155H201V156H199ZM206 155L208 156V154L206 153ZM184 157L183 155H182V157L181 158H187V157ZM247 156H249V157H247ZM245 157V158H244ZM190 160H192V159H194L195 160V158H193L192 156H190V157H188ZM192 158V159H191ZM199 158H203L202 160H203V163L200 161V160H198ZM182 159V160H183ZM205 159V160H204ZM242 159V160H241ZM185 160V159H184ZM183 160V161H184ZM245 160V161H244ZM249 160V161H248ZM251 160V161H250ZM248 161V162H247ZM201 162V163H200ZM229 162V163H230ZM248 163H249V166H248ZM243 164V165H242ZM200 166V167H199ZM203 166L205 167V168H203ZM245 166V167H244ZM213 167V166H212ZM246 168H247V170H246ZM249 168V169H248ZM206 169V170H205ZM229 169V170H228ZM231 169V170H230ZM205 170V171H204ZM219 170H222V169H219ZM208 171V172H207ZM212 171V170H211ZM207 174H206V173ZM206 174V176H208L207 178H206V176H205V174ZM230 174V175H229ZM216 176H218L217 174H215ZM234 175H236V176H234ZM203 177V178H202ZM227 177V178H226ZM255 177V178H254ZM206 178V179H205ZM234 178V179H233ZM245 178V179H244ZM207 179H210L209 181H210V183H209V181L207 180ZM232 180V181H231ZM191 181H193V180H191ZM206 181V182H205ZM229 181V182H228ZM234 182V183H233ZM240 182V183H239ZM236 183V184H235ZM232 184H234V185H232ZM244 185V186H243ZM236 188H235V187ZM198 189L196 190V192L198 193ZM234 193H233V192ZM262 191V192H261ZM200 192V191H199ZM235 192H239L238 193V196H236L237 194H235ZM243 192H244V194H243ZM201 193V192H200ZM233 193V194H232ZM248 195H247V194ZM256 193V194H255ZM261 194V195H260ZM243 195L245 196V197H243ZM246 196H247V198H246ZM253 197H254V199H253ZM235 198V199H236ZM243 198V199H242ZM244 198H246V199H248L249 198V200H246V199H244ZM250 199H251V201H250ZM245 202H244V201ZM252 200H255V201H252ZM251 202V204L250 205H248L249 203ZM243 203H245V204H243ZM254 204V205H253ZM256 204V205H255ZM237 205V206H238ZM181 206V205H180ZM240 206V208H242ZM246 206H247V208H246ZM250 206V207H249ZM185 207L186 206H182L181 208H179V210L181 209L182 211H183V213L185 214V212H186V210H185ZM236 207V206H235ZM250 209H251V211H250ZM249 210V211H248ZM257 214V215H256ZM149 217H151V218H153V217H155V219H152L151 221L152 222H155L156 224H161V223H163L164 221H165V219H167V217H166V215H165V217H163V216H161V214H160V212L158 213L157 211H153V213L152 214H150L149 215ZM259 223H258V222ZM151 222V223H152ZM223 226V225H222ZM227 226H230V225H227V223H226V227ZM258 226V227H257ZM261 226V229H262V231H256V228H259ZM263 226V227H262ZM252 227H254V228H252ZM231 228H234V227H231ZM255 229V232L253 231V230ZM260 228H259V230H261ZM226 230V229H225ZM253 231V232H252ZM247 232V233H246ZM215 237H218V235H220V233L219 232H216L215 231ZM218 234V235H217ZM231 234V237L233 238V237H235V236H237L238 235V232H237V229L236 228H234V231L233 230H230L229 231V233L227 232L226 233V235H230ZM213 235H210V236H207L206 238H211ZM253 236V237H252ZM241 237H242V239H241ZM250 239V240H249ZM242 240V241H241ZM243 241L245 242V243H243ZM249 241V242H248ZM253 242H254V244H253ZM247 244V245H246ZM253 244V245H252ZM255 245V246H254ZM248 246V247H247ZM250 247H253L252 248V251H251V248ZM249 248V249H248ZM251 251V252H254V253H256V251L258 252V250L257 249H259V252L257 253L258 254V256H259V258L261 259H259V258H257L256 256H257V254H255V257H252L251 256V258H250V252L248 251ZM256 249V250H255ZM261 249V250H260ZM263 251V252H262ZM262 252V253H261ZM262 255H261V254ZM249 254V255H248ZM252 255H254L253 253H251ZM261 255V256H260ZM251 259V260H250ZM262 261V262H261ZM257 262V263H256ZM259 264V263H258Z\"/></svg>",
    "mask_w": 264,
    "mask_h": 264
}]
</instances>
